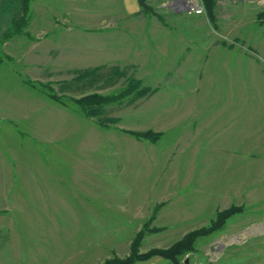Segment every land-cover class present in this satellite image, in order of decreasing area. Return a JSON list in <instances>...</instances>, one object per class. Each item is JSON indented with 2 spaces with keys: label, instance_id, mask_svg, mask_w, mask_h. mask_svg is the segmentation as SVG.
I'll return each mask as SVG.
<instances>
[{
  "label": "rangeland",
  "instance_id": "rangeland-1",
  "mask_svg": "<svg viewBox=\"0 0 264 264\" xmlns=\"http://www.w3.org/2000/svg\"><path fill=\"white\" fill-rule=\"evenodd\" d=\"M30 1L8 37L21 1L0 0V264L123 258L159 204L149 227L162 230L145 231L139 253L237 205L181 264H264V0H216L215 24L180 0H148L161 19L117 15L109 0ZM131 78L154 92L107 104L118 121L105 128L28 85L110 96ZM147 129L162 138L126 133Z\"/></svg>",
  "mask_w": 264,
  "mask_h": 264
},
{
  "label": "trees",
  "instance_id": "trees-1",
  "mask_svg": "<svg viewBox=\"0 0 264 264\" xmlns=\"http://www.w3.org/2000/svg\"><path fill=\"white\" fill-rule=\"evenodd\" d=\"M21 7L20 13L21 16L19 19L15 20L9 30L6 32L7 36H14L22 32L23 27L26 24V14L29 10L30 0H20ZM142 13H152V8L148 5L147 0H137ZM205 14L212 22L215 24V15H216V0H202ZM264 16V13L259 14ZM259 17V16H258ZM158 19H161L160 15ZM264 25V20L261 22ZM5 33V34H6ZM98 68L86 69L79 72L78 76L87 77L91 74H94ZM28 85L32 88L37 89L39 92L43 93L47 98L52 102L62 106L69 107L70 105L76 109L80 115L85 118H98V124L102 127H108L109 123H115L118 119L103 117L105 114V106L110 103L122 101V99H127L130 103H133L135 100L154 92L155 89H151L148 86H142L139 79L131 78L128 81V84L122 91L116 95H102L100 93L92 92L78 98L72 97H61L58 96L52 87L48 84L30 82L28 80ZM127 97V98H126ZM108 123V124H107ZM127 134L133 136L139 140H146L151 143H157L163 136V132H156L152 129H147L145 131H126ZM159 205H156L153 209V213L150 218L143 223L141 229L135 235L130 246V252L123 258L114 257L112 259L105 260L102 264H135L138 262H145L151 259L152 257H160L164 260H167L171 264H181L184 256L190 252L194 251V246L198 238L207 237L217 231L223 229L227 221L234 215L241 213L243 210L242 206L230 205L227 208L217 210L214 218L209 222V225L191 230L184 234L180 239L172 243L171 245L164 248H152L146 253H139L138 247L143 239L145 231L158 232L162 230L159 227H149V223L153 221Z\"/></svg>",
  "mask_w": 264,
  "mask_h": 264
},
{
  "label": "crops",
  "instance_id": "crops-1",
  "mask_svg": "<svg viewBox=\"0 0 264 264\" xmlns=\"http://www.w3.org/2000/svg\"><path fill=\"white\" fill-rule=\"evenodd\" d=\"M109 3H111L112 4V10L114 9V12L115 13H117V15L120 13L121 14V16H123L122 14L123 13H126V14H131V13H138L140 16L141 15H144V13H142L141 11H140V7H139V5H138V2H137V0H115V2H114V0H109ZM147 3H148V5L152 8V5L150 4V2H148V0H147ZM119 8V10H121L120 12L119 11H116L117 9ZM183 10V9H182ZM185 13H187L185 10H183ZM111 12V11H110ZM152 14H155L156 16L155 17H157L158 18V16H159V14L157 15L156 13H154V12H152ZM187 14H189V13H187ZM190 15V14H189ZM193 15H196V14H193ZM127 16V15H126ZM110 17H113V15H110ZM144 30V33H145V35L148 37V34H149V32H146L145 30L146 29H143ZM151 33V35H153L154 34V32H150ZM150 35V34H149ZM146 37V40H148V38ZM254 168V166L252 165V161L249 159V172H250V178H251V180L253 179V175H252V172H253V169ZM249 180V179H248ZM249 183V196H252L253 194H256L257 192H256V189H254V186L252 185V184H254V182H248ZM229 207V206H228ZM227 208V207H226ZM222 209H224V208H222ZM219 210H221V209H219ZM160 259H162V258H160ZM164 262H162V263H166V264H171L170 262H168L167 260H164V259H162Z\"/></svg>",
  "mask_w": 264,
  "mask_h": 264
},
{
  "label": "built area",
  "instance_id": "built-area-1",
  "mask_svg": "<svg viewBox=\"0 0 264 264\" xmlns=\"http://www.w3.org/2000/svg\"><path fill=\"white\" fill-rule=\"evenodd\" d=\"M176 7H181L189 14L200 15L204 11L202 0H180L175 3Z\"/></svg>",
  "mask_w": 264,
  "mask_h": 264
}]
</instances>
